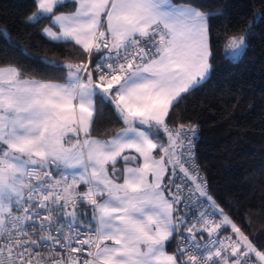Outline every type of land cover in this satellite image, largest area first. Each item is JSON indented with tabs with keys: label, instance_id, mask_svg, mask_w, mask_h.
I'll return each instance as SVG.
<instances>
[{
	"label": "snow or ice",
	"instance_id": "6c2138e0",
	"mask_svg": "<svg viewBox=\"0 0 264 264\" xmlns=\"http://www.w3.org/2000/svg\"><path fill=\"white\" fill-rule=\"evenodd\" d=\"M72 2L58 12L67 0H33L26 17L82 51L45 62L62 81L0 63V264H264V246L189 167L197 126L169 123L212 71L209 19L222 13L198 0ZM260 23L264 11L242 33L225 29L226 59ZM0 36L23 54L6 26ZM106 104L123 127L94 138Z\"/></svg>",
	"mask_w": 264,
	"mask_h": 264
},
{
	"label": "trees",
	"instance_id": "16d2710c",
	"mask_svg": "<svg viewBox=\"0 0 264 264\" xmlns=\"http://www.w3.org/2000/svg\"><path fill=\"white\" fill-rule=\"evenodd\" d=\"M198 2L204 11L222 13L209 19L213 67L203 84L172 110L169 123L191 122L199 127L195 154L209 193L257 245L264 246V23L253 28L236 61L225 58L222 39L226 28L242 33L254 14L264 11V0ZM73 10V3L67 2L57 11ZM33 11V0H0V27L6 26L23 52L6 48L0 36V63L20 64L37 79L62 81L65 74L53 72L45 62L63 64L81 58L82 51L71 42L47 39L42 29L50 23L48 19L36 25L26 23ZM100 111L103 118L98 116L92 136L108 139L123 124L110 104ZM177 243L173 238L167 251L174 252Z\"/></svg>",
	"mask_w": 264,
	"mask_h": 264
},
{
	"label": "built area",
	"instance_id": "2783aa9c",
	"mask_svg": "<svg viewBox=\"0 0 264 264\" xmlns=\"http://www.w3.org/2000/svg\"><path fill=\"white\" fill-rule=\"evenodd\" d=\"M197 126V125H196ZM197 134H196V137L194 139V147H193V152L194 154L196 153V143H197V140H198V136H199V127L197 126ZM194 166L196 170H198L200 172V174L204 177V174L202 172V170L200 169L199 165H198V162H197V159H196V154L194 155L192 161L189 163V167H192ZM205 178V177H204ZM173 191H175V188L173 186ZM182 207V206H181ZM189 220L191 221V217H189ZM222 235H224V233H221ZM181 243H184L185 241H179Z\"/></svg>",
	"mask_w": 264,
	"mask_h": 264
},
{
	"label": "rangeland",
	"instance_id": "374dc122",
	"mask_svg": "<svg viewBox=\"0 0 264 264\" xmlns=\"http://www.w3.org/2000/svg\"><path fill=\"white\" fill-rule=\"evenodd\" d=\"M242 54V53H241ZM241 54H240V56H241ZM224 55L226 56V50H225V48H224ZM240 56L237 58V59H235L234 61H236V60H238L239 58H240ZM229 59H231L230 57H229ZM231 60H233V59H231ZM163 142L164 143H166L167 141H166V138H164L163 139ZM157 155H159V153L157 154ZM121 162V161H120ZM119 162V163H120ZM123 164H118V168L120 169V171L122 172V170H123ZM120 182H122V180L120 181ZM81 187H83V186H81Z\"/></svg>",
	"mask_w": 264,
	"mask_h": 264
},
{
	"label": "crops",
	"instance_id": "0c3cea01",
	"mask_svg": "<svg viewBox=\"0 0 264 264\" xmlns=\"http://www.w3.org/2000/svg\"><path fill=\"white\" fill-rule=\"evenodd\" d=\"M67 2H72V0H67ZM73 3V2H72ZM75 10V9H74ZM73 10V11H74ZM43 32V31H42ZM44 35V34H43ZM45 36V35H44ZM47 39H49L47 36H45ZM50 40V39H49ZM51 41H53V40H51ZM56 42H63V41H56ZM81 188H83V187H81Z\"/></svg>",
	"mask_w": 264,
	"mask_h": 264
}]
</instances>
